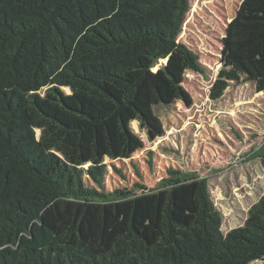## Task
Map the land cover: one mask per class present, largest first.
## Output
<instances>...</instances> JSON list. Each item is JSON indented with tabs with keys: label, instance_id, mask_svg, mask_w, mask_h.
I'll return each mask as SVG.
<instances>
[{
	"label": "trees",
	"instance_id": "trees-1",
	"mask_svg": "<svg viewBox=\"0 0 264 264\" xmlns=\"http://www.w3.org/2000/svg\"><path fill=\"white\" fill-rule=\"evenodd\" d=\"M189 11L190 0H0V264L264 261V195L225 234L207 178L169 168L149 187L133 164L128 186L112 165L125 185L110 190L107 165L69 163L32 124L37 113L78 130L132 106L147 61L178 55L205 75L178 41ZM244 83L264 92V0H243L229 23L210 98Z\"/></svg>",
	"mask_w": 264,
	"mask_h": 264
},
{
	"label": "rangeland",
	"instance_id": "rangeland-1",
	"mask_svg": "<svg viewBox=\"0 0 264 264\" xmlns=\"http://www.w3.org/2000/svg\"><path fill=\"white\" fill-rule=\"evenodd\" d=\"M242 1L190 0L178 41L199 55L205 75L190 71L178 55L147 61L134 75L138 100L108 119L66 130L32 113L41 144L77 166L107 165L110 190L125 185L112 165L126 173L128 186L138 181L133 164L149 187L169 168L195 173L210 182L223 232L242 227L264 195V92L253 83L231 84L221 99L210 98L223 38ZM80 96L98 111L110 106Z\"/></svg>",
	"mask_w": 264,
	"mask_h": 264
}]
</instances>
